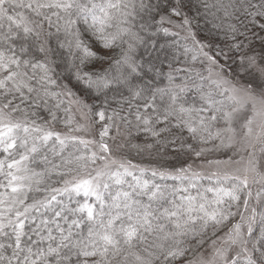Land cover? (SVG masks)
<instances>
[{
  "label": "snow or ice",
  "instance_id": "1",
  "mask_svg": "<svg viewBox=\"0 0 264 264\" xmlns=\"http://www.w3.org/2000/svg\"><path fill=\"white\" fill-rule=\"evenodd\" d=\"M262 157L264 0H0V264H264Z\"/></svg>",
  "mask_w": 264,
  "mask_h": 264
},
{
  "label": "rangeland",
  "instance_id": "2",
  "mask_svg": "<svg viewBox=\"0 0 264 264\" xmlns=\"http://www.w3.org/2000/svg\"><path fill=\"white\" fill-rule=\"evenodd\" d=\"M63 131H66V130H63ZM80 135L90 136L91 134L90 133H80ZM127 150H129L128 153L130 154V158H132L134 160V162H140L139 161V158L136 157L135 151L134 152H131V150H132L131 148L126 149V151ZM242 155L245 156V160L242 161L240 165H237L238 167H241V168H243L244 164H246V162H247V155L246 154H243V153H242ZM237 159H239V157H237ZM261 159H262V161H264V157H262Z\"/></svg>",
  "mask_w": 264,
  "mask_h": 264
},
{
  "label": "trees",
  "instance_id": "3",
  "mask_svg": "<svg viewBox=\"0 0 264 264\" xmlns=\"http://www.w3.org/2000/svg\"><path fill=\"white\" fill-rule=\"evenodd\" d=\"M60 130H66V129L61 128ZM137 142L138 141H135V140L133 141V143H137ZM134 151H135L134 149L131 150V152H134ZM127 152H129V150H127Z\"/></svg>",
  "mask_w": 264,
  "mask_h": 264
}]
</instances>
